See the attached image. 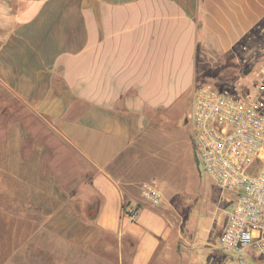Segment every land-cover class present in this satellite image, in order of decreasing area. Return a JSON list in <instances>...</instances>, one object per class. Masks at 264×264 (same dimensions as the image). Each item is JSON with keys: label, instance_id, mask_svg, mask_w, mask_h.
<instances>
[{"label": "crops", "instance_id": "crops-1", "mask_svg": "<svg viewBox=\"0 0 264 264\" xmlns=\"http://www.w3.org/2000/svg\"><path fill=\"white\" fill-rule=\"evenodd\" d=\"M258 26L264 0H0V264H32L73 192L97 197L88 243L150 264L169 227L141 186L172 182L158 128Z\"/></svg>", "mask_w": 264, "mask_h": 264}, {"label": "built area", "instance_id": "built-area-1", "mask_svg": "<svg viewBox=\"0 0 264 264\" xmlns=\"http://www.w3.org/2000/svg\"><path fill=\"white\" fill-rule=\"evenodd\" d=\"M239 73L225 85L197 83L191 120L201 171L233 194L218 244L224 264L264 262V26L248 32L234 53ZM141 198L156 207L162 192L155 181L141 186ZM140 211L125 202L131 219Z\"/></svg>", "mask_w": 264, "mask_h": 264}, {"label": "rangeland", "instance_id": "rangeland-1", "mask_svg": "<svg viewBox=\"0 0 264 264\" xmlns=\"http://www.w3.org/2000/svg\"><path fill=\"white\" fill-rule=\"evenodd\" d=\"M232 54H224L211 64L206 62L197 83L222 86L236 78L239 65ZM193 97L194 90L184 96L179 120L173 122L178 126L171 125L169 120L158 128L169 140L165 150L170 155L172 182L163 188L165 198L158 205L166 210L169 232L160 240L150 264H224L227 255L218 244V236L234 197L230 191H222L199 167L191 120ZM65 187L72 190L70 185ZM140 201L148 205L141 198ZM96 208L95 195L70 193L64 206L44 223L45 240L42 242L39 238V251L34 258L28 257L29 261L32 264H112L115 253L102 250L99 237L89 243L86 240L88 235L98 232L93 223ZM129 255L127 249L123 264H129ZM258 263L264 264L261 260Z\"/></svg>", "mask_w": 264, "mask_h": 264}, {"label": "trees", "instance_id": "trees-1", "mask_svg": "<svg viewBox=\"0 0 264 264\" xmlns=\"http://www.w3.org/2000/svg\"><path fill=\"white\" fill-rule=\"evenodd\" d=\"M130 256V255H129ZM129 259H130V257H129Z\"/></svg>", "mask_w": 264, "mask_h": 264}]
</instances>
